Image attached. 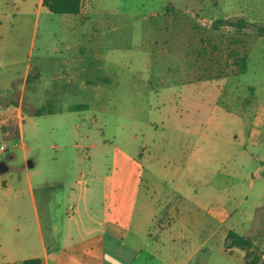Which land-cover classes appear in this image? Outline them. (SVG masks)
I'll list each match as a JSON object with an SVG mask.
<instances>
[{
    "label": "rangeland",
    "instance_id": "obj_1",
    "mask_svg": "<svg viewBox=\"0 0 264 264\" xmlns=\"http://www.w3.org/2000/svg\"><path fill=\"white\" fill-rule=\"evenodd\" d=\"M8 8L0 28V121L2 132L11 133H0V162L10 166L6 177L22 191L23 212L11 225L0 224L5 233L34 223L31 186L47 235L46 199L59 220L63 186L91 173V164L106 172L121 148L136 152L142 194L159 210L196 207L207 222L222 207L243 214L253 219L251 241L264 253V36L251 27L242 31L239 40L256 44L243 51L245 71L228 80L161 91L135 73L136 63L152 55L155 15L191 11L206 22L244 18L264 26V0H88L84 17L53 14L39 0H11ZM83 32L101 39L99 71L80 58L77 37H65ZM27 67L36 78L24 88ZM82 104L88 109H69ZM185 225L181 221L169 232L188 237ZM200 242L197 233L180 244ZM211 247V264L238 263L224 253L220 234ZM176 253L180 260L187 251ZM198 263L204 264L203 253Z\"/></svg>",
    "mask_w": 264,
    "mask_h": 264
},
{
    "label": "crops",
    "instance_id": "obj_2",
    "mask_svg": "<svg viewBox=\"0 0 264 264\" xmlns=\"http://www.w3.org/2000/svg\"><path fill=\"white\" fill-rule=\"evenodd\" d=\"M10 2L0 0V28ZM87 2L85 0L84 4L83 0L81 12L72 16L84 17ZM39 4L43 7L42 0ZM210 23L197 18L191 11L165 10L155 15L152 21V55L147 56L144 62L136 63L135 73L142 80L146 79L152 88L161 91L195 86L203 80L238 77L245 71L248 60L243 51L253 47L256 41L250 44L239 40L243 32L237 31L230 36L220 28L213 29ZM65 37H77L80 58L87 59L88 66L99 71L100 37L88 32L78 36L67 33ZM69 47L67 45L66 48ZM118 55V50L112 51L113 58ZM52 66L55 68L56 62L53 61ZM36 72L39 81L41 74ZM70 72L74 78L77 77L76 70ZM24 77L26 88L28 82L36 78L31 75V67H27ZM97 81H100L99 75ZM69 109L85 111L88 105ZM36 110L35 115L38 114ZM16 111L19 139L24 120L22 104ZM0 133L5 138L11 133L10 130L2 132L1 121ZM95 148L93 145L91 149ZM115 150L117 152L106 172L97 173L95 165L91 164V169H94L91 173H80L63 186L59 220L54 218L49 198L46 199L45 209L49 216L47 235L30 186L34 223L24 221L17 233H5L4 227H0V263L21 264L26 259L40 258L42 264H199L198 255L203 253L204 264H211V242L219 234L224 253L235 255L237 264L244 263V250L238 247L226 250L224 245L230 231L251 240L255 235L252 218L246 219L243 214H236L225 207L213 210L209 222L198 218L196 207L189 206L182 211L175 206L159 210L147 194H142V166L134 157L136 152L121 148ZM4 164L8 169L0 173V224L7 221L11 225V221L20 218L23 212L20 204L22 191L9 182L6 174L10 166ZM181 221L186 224L188 237L169 232ZM197 233L201 240L199 246H181V240H191V236L195 237ZM183 250L187 253L184 259L179 260L180 255L176 251Z\"/></svg>",
    "mask_w": 264,
    "mask_h": 264
},
{
    "label": "trees",
    "instance_id": "obj_3",
    "mask_svg": "<svg viewBox=\"0 0 264 264\" xmlns=\"http://www.w3.org/2000/svg\"><path fill=\"white\" fill-rule=\"evenodd\" d=\"M42 6L53 14L78 15L83 7V0H42ZM211 26L213 29H219L222 26H227L238 32H242L244 29L251 27L254 28V31L259 36H264V26L251 24L244 18L217 19L212 22ZM44 110L45 109H43V111ZM45 112L38 114H43ZM224 246L226 250H229L233 247H238L244 250L245 256L243 264H264V253L258 251L250 239L240 236L233 231H230L227 234ZM21 264H42V261L40 258H30L24 260Z\"/></svg>",
    "mask_w": 264,
    "mask_h": 264
},
{
    "label": "water",
    "instance_id": "obj_4",
    "mask_svg": "<svg viewBox=\"0 0 264 264\" xmlns=\"http://www.w3.org/2000/svg\"><path fill=\"white\" fill-rule=\"evenodd\" d=\"M7 169V166L3 162H0V173H4Z\"/></svg>",
    "mask_w": 264,
    "mask_h": 264
},
{
    "label": "built area",
    "instance_id": "obj_5",
    "mask_svg": "<svg viewBox=\"0 0 264 264\" xmlns=\"http://www.w3.org/2000/svg\"><path fill=\"white\" fill-rule=\"evenodd\" d=\"M2 149H4V148H2Z\"/></svg>",
    "mask_w": 264,
    "mask_h": 264
}]
</instances>
